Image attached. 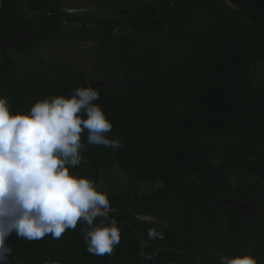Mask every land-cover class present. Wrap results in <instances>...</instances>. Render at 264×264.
Masks as SVG:
<instances>
[{
    "label": "trees",
    "instance_id": "1",
    "mask_svg": "<svg viewBox=\"0 0 264 264\" xmlns=\"http://www.w3.org/2000/svg\"><path fill=\"white\" fill-rule=\"evenodd\" d=\"M71 1L0 0L9 57L0 95L24 113L98 79L107 135L124 147L89 146L84 133L70 174L106 192L121 239L96 256L80 222L59 239L13 233L10 264H219L243 254L264 264V0H89L108 17L71 12ZM57 42H92L91 73L16 67V52L34 59Z\"/></svg>",
    "mask_w": 264,
    "mask_h": 264
},
{
    "label": "clouds",
    "instance_id": "2",
    "mask_svg": "<svg viewBox=\"0 0 264 264\" xmlns=\"http://www.w3.org/2000/svg\"><path fill=\"white\" fill-rule=\"evenodd\" d=\"M2 6V4H0ZM92 86H80L70 95L47 96L27 112L12 113L9 100L0 95V264H10L13 233L29 241L46 235L59 239L78 222L86 224L88 253L111 255L120 243L117 220L106 192L70 169L82 162L87 145L116 151L123 142L107 134L113 128ZM150 238L161 235L155 228ZM59 264V261H45ZM219 264H258L251 254L221 255Z\"/></svg>",
    "mask_w": 264,
    "mask_h": 264
},
{
    "label": "rangeland",
    "instance_id": "3",
    "mask_svg": "<svg viewBox=\"0 0 264 264\" xmlns=\"http://www.w3.org/2000/svg\"><path fill=\"white\" fill-rule=\"evenodd\" d=\"M67 8L71 12H79L86 16L92 17H108L107 15L99 12L94 6L93 2L89 0H72L67 4ZM94 48L92 42L86 43H52L45 49L38 50V56L34 59L24 56L19 52H16L14 57L16 61V67L21 70L22 73L28 71H37L48 65L65 62L75 66L85 76L91 73L93 58L90 51ZM7 46L0 47V62L9 60L7 54ZM260 71L263 70V66H258ZM260 75V74H259ZM98 81L97 78H86V86H92ZM123 176L117 172H111V175L107 179L112 182H117L119 178Z\"/></svg>",
    "mask_w": 264,
    "mask_h": 264
},
{
    "label": "water",
    "instance_id": "4",
    "mask_svg": "<svg viewBox=\"0 0 264 264\" xmlns=\"http://www.w3.org/2000/svg\"><path fill=\"white\" fill-rule=\"evenodd\" d=\"M189 255L192 256L193 258H196L199 261V259L196 256H194L193 254H189Z\"/></svg>",
    "mask_w": 264,
    "mask_h": 264
}]
</instances>
